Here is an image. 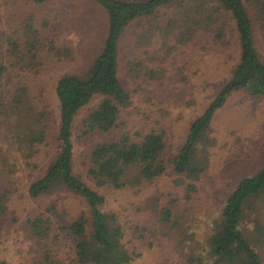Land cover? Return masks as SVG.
<instances>
[{"label": "rangeland", "instance_id": "1", "mask_svg": "<svg viewBox=\"0 0 264 264\" xmlns=\"http://www.w3.org/2000/svg\"><path fill=\"white\" fill-rule=\"evenodd\" d=\"M241 1L252 23L257 53L264 62V0ZM173 11L178 9H162L155 19L134 22L125 30L118 75L130 102L121 108L112 133V137L127 134L139 141L141 135L152 129L162 130L166 133V159L175 155L184 143L190 122L204 111L229 78L238 55L236 34L228 21L222 22L221 16L209 30L199 28L187 45H175L173 33L165 39V22ZM26 23L39 33L40 58L22 76L30 101L48 115L49 146L42 148L38 157L44 163L52 153L57 132L56 81L62 75L86 72L103 45L106 17L91 0H47L42 5H35L32 0H0V31L12 35L13 40L23 41ZM3 44L7 48L6 40ZM100 100L94 97L78 113L73 131L74 170L92 188L93 184L85 178L86 156L92 145L108 137L85 134L82 121ZM210 135L215 146L209 150L208 167L195 183L196 189L188 201L184 187L169 168L164 176L141 191L97 190L105 199L100 210L117 214L125 228L128 247L136 255L132 264H187L190 247L204 244L210 223L237 183L264 163V99L244 91L232 93L216 111ZM31 178L29 171L21 172L10 196L8 219L3 220L0 232V263L47 264L44 258L48 251L55 261L68 264L71 258L66 248L68 241H47V247H43L32 238L25 221L35 211L49 208L59 231V225H66L85 211L86 205L57 189L38 200H30L26 187ZM168 196L176 201L180 229L160 225L144 210L155 199L167 203ZM247 213L248 224L258 214L264 222V195L254 201ZM139 223H151L155 236L135 234L133 226ZM181 229L184 236L179 234ZM260 254L264 264V250Z\"/></svg>", "mask_w": 264, "mask_h": 264}, {"label": "trees", "instance_id": "2", "mask_svg": "<svg viewBox=\"0 0 264 264\" xmlns=\"http://www.w3.org/2000/svg\"><path fill=\"white\" fill-rule=\"evenodd\" d=\"M46 1L32 0L35 5ZM91 1L104 12L106 36L99 54L84 74H66L56 81L57 132L52 153L44 163L38 157L41 149L49 146L48 115L30 101L22 76L26 70L34 68L40 58L39 33L29 23L24 27L23 41L13 40L12 35L0 31V232L3 220L8 219V204L17 187L18 175L29 171L32 178L26 187L28 199L38 200L57 189L74 196L87 208L66 225H59L60 232L52 209L35 211L25 221L32 238L43 247H47V241L66 239V248L71 254L68 264H132L136 255L128 247L130 241L125 239V228L120 225L117 214L100 210L105 199L97 190L141 191L164 176L169 168L184 187L188 201L196 189L195 183L208 167L209 150L215 146L210 125L216 111L234 92L244 91L264 99V62L257 53L252 23L241 0ZM168 8L178 9L165 22V39L170 33L175 34V45H187L199 28L209 30L221 16L223 23L228 21V26L232 25L238 46L237 60L229 78L204 111L190 122L184 143L170 159L164 157L166 133L162 130L152 129L141 135L139 141L127 134L112 137L121 108L130 102L118 75L125 30L134 22L155 19L160 10ZM262 14L264 16V11ZM10 33L15 35V31ZM161 43L166 45L164 41ZM94 97L101 100L82 121L84 133L108 138L92 145L86 156L85 178L93 184L92 188L74 170L73 131L78 113ZM262 195L264 163L237 183L210 223L204 244L190 247L192 252L186 257L187 264H263L261 214L257 213V219L247 223V210ZM173 199L168 196L165 204L155 199L144 210L160 225L180 229ZM149 224L134 225L135 234L155 236ZM184 233L181 229L179 234L184 236ZM45 255L47 264H65L52 259L48 251Z\"/></svg>", "mask_w": 264, "mask_h": 264}]
</instances>
